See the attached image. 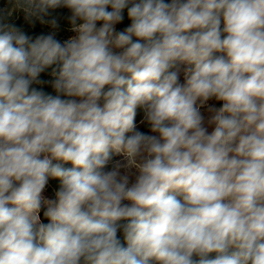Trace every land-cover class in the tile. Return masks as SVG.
Masks as SVG:
<instances>
[{
  "label": "clouds",
  "instance_id": "1",
  "mask_svg": "<svg viewBox=\"0 0 264 264\" xmlns=\"http://www.w3.org/2000/svg\"><path fill=\"white\" fill-rule=\"evenodd\" d=\"M0 5V264H264V0Z\"/></svg>",
  "mask_w": 264,
  "mask_h": 264
},
{
  "label": "rangeland",
  "instance_id": "2",
  "mask_svg": "<svg viewBox=\"0 0 264 264\" xmlns=\"http://www.w3.org/2000/svg\"><path fill=\"white\" fill-rule=\"evenodd\" d=\"M0 6H2V5H0Z\"/></svg>",
  "mask_w": 264,
  "mask_h": 264
}]
</instances>
